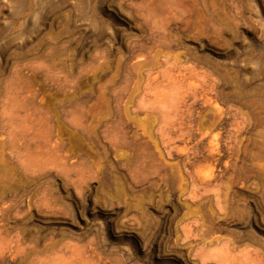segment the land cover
I'll return each instance as SVG.
<instances>
[{"label":"rangeland","instance_id":"obj_1","mask_svg":"<svg viewBox=\"0 0 264 264\" xmlns=\"http://www.w3.org/2000/svg\"><path fill=\"white\" fill-rule=\"evenodd\" d=\"M17 114L0 264H264V0H0Z\"/></svg>","mask_w":264,"mask_h":264},{"label":"bare ground","instance_id":"obj_2","mask_svg":"<svg viewBox=\"0 0 264 264\" xmlns=\"http://www.w3.org/2000/svg\"><path fill=\"white\" fill-rule=\"evenodd\" d=\"M6 99H7V101L4 100L5 101L4 102V109L5 108L7 109V107H8L7 110L10 109V111H8V112L13 111V113H15V114L16 113L21 114L27 110V105H26V102L24 100V97L19 95L17 92H15V94H11V96L9 95L8 98H6ZM3 111H5V110H3ZM13 113H11V114H13ZM29 114H31V113H29ZM16 116H21L20 117L21 121L22 122L24 121V123L25 122L27 123V119H28L27 114H25V115H23V114L18 115L17 114L15 116L13 115V117H15V118H14V120H11V121H13L11 123V125L7 121L0 120V158H1L2 153L4 151H8V152L9 151L10 152L11 151H13V152L18 151V150H20L21 147H25L26 145L30 144L31 142L37 143L38 148L46 149L45 151L44 150L42 151V149L39 151V153L43 154V156L52 157V155H53L52 151H53L54 147H53V145H51L52 139H50L51 135L48 133L49 131L46 133L42 131L43 130L42 129L43 121H41L40 119H36L34 117L30 120V122H29L30 125L27 128L17 129V128L13 127L14 125L15 126L18 125V123L15 122V120H17ZM9 118H10V116H9ZM40 118H41V116H40ZM27 124L25 126H27ZM46 124H44V125H46ZM223 256L225 259H229L228 253L224 254Z\"/></svg>","mask_w":264,"mask_h":264}]
</instances>
